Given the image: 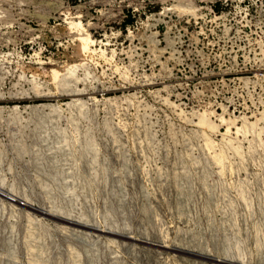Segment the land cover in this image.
Returning <instances> with one entry per match:
<instances>
[{
    "label": "rangeland",
    "instance_id": "1",
    "mask_svg": "<svg viewBox=\"0 0 264 264\" xmlns=\"http://www.w3.org/2000/svg\"><path fill=\"white\" fill-rule=\"evenodd\" d=\"M0 264H264V0H0Z\"/></svg>",
    "mask_w": 264,
    "mask_h": 264
},
{
    "label": "water",
    "instance_id": "2",
    "mask_svg": "<svg viewBox=\"0 0 264 264\" xmlns=\"http://www.w3.org/2000/svg\"><path fill=\"white\" fill-rule=\"evenodd\" d=\"M38 211L44 213L43 211H41V210H39V209H38Z\"/></svg>",
    "mask_w": 264,
    "mask_h": 264
},
{
    "label": "bare ground",
    "instance_id": "3",
    "mask_svg": "<svg viewBox=\"0 0 264 264\" xmlns=\"http://www.w3.org/2000/svg\"><path fill=\"white\" fill-rule=\"evenodd\" d=\"M3 190V189H2Z\"/></svg>",
    "mask_w": 264,
    "mask_h": 264
}]
</instances>
